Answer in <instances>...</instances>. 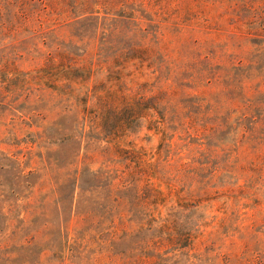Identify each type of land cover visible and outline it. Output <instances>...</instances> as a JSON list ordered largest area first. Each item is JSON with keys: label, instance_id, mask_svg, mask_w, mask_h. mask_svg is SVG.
<instances>
[{"label": "rangeland", "instance_id": "374dc122", "mask_svg": "<svg viewBox=\"0 0 264 264\" xmlns=\"http://www.w3.org/2000/svg\"><path fill=\"white\" fill-rule=\"evenodd\" d=\"M136 1L143 2L148 10L163 7L165 13L154 17L162 19L160 22L167 27L163 28L165 41L172 33L181 36L177 39L183 46L180 53H173L171 70L162 64L159 75L181 86L180 97H200L209 107V123L221 124L213 138L201 140V148L209 145L216 150L217 162L228 171H215L211 177V162L206 158L205 168L195 171L194 180H187L195 190L204 187L212 196L216 190L221 192L218 198L203 201L198 212L220 216L218 209L225 204L234 211L233 217L237 213L240 218L252 217L254 198L261 197V193L240 198L238 185L243 187L251 176L255 184L259 177L264 181V0ZM4 10V20H10L14 29L0 34V54L14 62L10 69L16 74L7 73L4 79L0 56V264H251L236 258L237 245L229 238L214 246L197 242L193 248L181 249L143 248L134 243L106 247L107 231L79 217L96 211L104 192L96 195L86 187L92 180L84 179L83 187L74 183L76 166L98 169L113 164L103 151L106 142L89 136L86 122V134H82V114L75 107L76 100L64 95L61 100L57 91L20 81L17 75L32 74L47 53L65 47L69 41L75 42L69 50L88 60L96 52L99 37L62 19L51 20L49 27L43 18L16 21L8 9ZM159 28L152 26V30ZM30 29L37 31L33 41ZM77 31L84 35L82 39ZM172 46H177V41ZM152 60L159 64L163 58L158 54ZM238 60L242 61L240 70L231 67L237 66ZM134 67L130 66L132 70ZM147 72L145 77L153 85H149L146 95L151 96L158 88L154 74ZM198 74H205L209 81H196ZM100 79L105 82V87L101 83L106 88L101 92L104 99L133 95L136 90L123 72L110 76L103 72ZM109 90L118 92L117 97H107ZM229 115L230 120L241 117L237 125L253 134L249 143L228 132L234 127V123L225 122ZM142 121L140 128L133 125L135 133L126 140L153 153L160 137L146 128V119ZM49 134L53 137L48 142ZM249 145L252 147L247 148ZM251 163L263 167L253 168ZM240 166L247 171H241ZM131 193L123 197L130 200ZM201 229L206 232L209 227ZM257 235L260 243L253 246L263 248L264 234L259 231ZM234 239L238 240L236 236Z\"/></svg>", "mask_w": 264, "mask_h": 264}, {"label": "trees", "instance_id": "16d2710c", "mask_svg": "<svg viewBox=\"0 0 264 264\" xmlns=\"http://www.w3.org/2000/svg\"><path fill=\"white\" fill-rule=\"evenodd\" d=\"M4 9H8L16 21L43 18L46 27H49L53 22L51 20L62 19L79 29L84 28L85 33H94V37H99L96 52L88 60L71 52L69 48L75 42L69 41L65 47L47 53L43 64L32 74L17 75L20 81L57 91L61 100L63 95L66 99L76 100L75 107L82 114V134L86 122L88 135L106 142L103 151L113 164L98 169H79L76 166L74 183L83 187L84 179L92 180L86 187L92 188L96 195L104 192L96 211L81 213L79 217L107 231V248L118 243H134L143 248L181 249L193 248L197 242L214 246L229 238L237 245L239 252L235 256L240 262L264 264V247L253 246L260 243L257 232L264 234V181L260 177L258 184L251 176L243 187L238 185L240 198H253L261 193V197L254 198L252 206L255 212L252 217L240 218L238 213L233 217L234 211H229L225 204L218 209L220 216L198 212L203 201L218 198L221 192L216 190V195L212 196L204 187L195 190L187 184V180H194L195 171L205 168L207 162H211V177L215 171H228L217 162L214 156L216 150H211L209 145L201 148V140L213 138L221 124L209 123V107L200 97H180L178 88L181 89V86L168 82L169 78L163 80L159 75L163 70L162 64L171 70L169 65L173 53H180L183 46V43L179 45L177 37L181 36L177 33H172L165 41L163 28L166 25L160 22L162 19L154 17L165 13L163 7L148 10L143 2L136 0H0V34L6 35L14 27L10 20H4ZM150 20H155L156 24L150 23ZM174 23L177 24L176 21ZM152 26L160 28L152 30ZM261 28L264 30V21ZM30 30L33 41L37 31ZM48 31L49 28L45 33ZM77 36L82 39L84 35L77 31ZM175 41L177 46L173 47ZM1 50L0 53H3ZM158 54L163 60L156 64L152 59ZM0 56L5 79L7 73L15 72L10 69L14 62L2 54ZM237 63V66L231 67L240 70L242 61ZM131 65L135 66L133 70ZM147 71L154 74V85L158 88L151 96L146 95L149 85H153L145 77ZM103 72L107 76L123 72L130 78L133 87L136 86L134 94H119L120 98L109 100L102 98L105 82L98 77ZM138 77L146 79L139 81ZM206 77L205 74H198L194 79L209 81ZM91 78L94 81L92 85L89 84ZM178 81L181 84L182 80ZM117 94L109 90L106 96L117 97ZM91 97L96 98L94 102ZM240 118L235 116L230 120V115L224 118L225 122L234 123L228 132L249 143L253 134L237 125ZM143 119L147 121L146 128L160 137L153 153L126 140L127 136L135 133L133 125L140 128ZM52 137L50 134L47 136L48 142ZM260 166L251 163L253 168ZM240 170L246 172L247 168L240 166ZM95 180L97 183H94ZM129 191L132 192L131 199L127 200L123 194ZM202 227L209 229L204 232Z\"/></svg>", "mask_w": 264, "mask_h": 264}]
</instances>
